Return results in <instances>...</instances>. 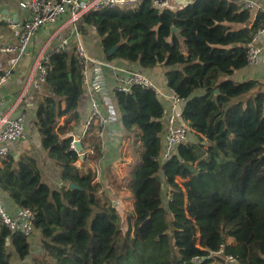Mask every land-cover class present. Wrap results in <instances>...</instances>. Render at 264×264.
<instances>
[{
    "label": "trees",
    "instance_id": "trees-1",
    "mask_svg": "<svg viewBox=\"0 0 264 264\" xmlns=\"http://www.w3.org/2000/svg\"><path fill=\"white\" fill-rule=\"evenodd\" d=\"M78 24L105 59L144 72L163 67L167 86L183 98L182 120L195 132L161 161L162 99L140 86L111 94L110 124L118 121L133 161L127 178L133 223L123 231L101 183L74 164L79 155L63 137L85 94L74 39L51 56L30 127L59 167L61 185L43 181L37 158L18 143L0 157V194L34 212L46 255L40 264H223L226 253L238 264H264V80L231 78L247 66L246 47L264 26V11L254 15L240 0H191L159 11L143 0L134 9L87 12ZM79 120L81 126L86 118ZM96 131L88 128L82 146H93L89 157L104 178ZM176 176L186 180L180 185ZM8 246L22 261L15 264H26L29 236L0 224V264H13ZM220 247L224 253L209 256Z\"/></svg>",
    "mask_w": 264,
    "mask_h": 264
},
{
    "label": "built area",
    "instance_id": "built-area-1",
    "mask_svg": "<svg viewBox=\"0 0 264 264\" xmlns=\"http://www.w3.org/2000/svg\"><path fill=\"white\" fill-rule=\"evenodd\" d=\"M143 0H21L19 8L26 11L27 18L18 23L9 24L15 41L0 43V57L7 55V63L0 74V84L8 80L16 68L22 55H24L35 34L43 27L52 26L51 40L37 54L34 63V70L29 83L34 88H39L44 84L48 63L53 55H61L66 52L67 44L74 39L73 50L75 58L80 66L82 86L89 100V115L85 123L75 134L68 130L63 137H71L70 149L79 155H84V151L92 152L93 146L83 149V138L87 134L90 126L96 125L95 136L99 139V152L104 149L105 137L112 136L110 121L115 114V104L112 101L111 92H129L134 86L151 89L159 98L168 102V107L164 105L163 114L160 120L163 122L164 132L161 135V150L158 158L163 161L168 159L173 150L179 145H188L187 138L189 128L182 120L181 106L183 98L172 88L166 85V91L154 83L146 72L137 68L115 64L99 54H91L83 44L79 31V19L83 14L108 8L134 9ZM151 6L157 10L164 8H183L191 0H150ZM256 4L250 0H243V6L252 9ZM264 33V26L258 28L252 35L246 47V64L256 65L261 53V45L257 37ZM54 41V42H53ZM22 92L18 93L15 106L18 109L13 113L4 111L5 98H0V157L6 155L10 148L24 137L26 129V112L23 108ZM103 104V106H102ZM182 121V122H179ZM179 122V123H178ZM80 140V151H77L75 141ZM34 212L28 207H20L9 210L0 202V224L11 232H19L24 236L33 233ZM224 253L223 247L211 252L209 256ZM198 261V258H195ZM223 264H238L237 258L233 254H224Z\"/></svg>",
    "mask_w": 264,
    "mask_h": 264
},
{
    "label": "rangeland",
    "instance_id": "rangeland-1",
    "mask_svg": "<svg viewBox=\"0 0 264 264\" xmlns=\"http://www.w3.org/2000/svg\"><path fill=\"white\" fill-rule=\"evenodd\" d=\"M82 39L86 48H89L96 54L100 52L96 38L91 37L87 41H85L83 37ZM155 70L159 73L164 72L163 67H157ZM157 86L162 88L159 85ZM85 94L78 100L79 113L76 117L77 121L76 123L74 122L75 124L73 127L69 129L75 134L79 132V128L81 127L78 125L80 121L79 119H81V117L87 118L89 115V100L87 105ZM31 117L32 116L29 115L24 137L18 141V144L21 146L24 145V148L28 146V149L30 150H34V148L38 149L40 153L37 154V162L43 181H45L49 186H60L61 181L59 177V167L56 165L54 159L50 158L47 153H42L41 149L36 147L34 130L30 127ZM59 124H62V120L59 121ZM111 127L112 136L110 138L105 137L106 139L104 141V149L100 151L102 159H104V163H107V166L104 169V178L101 174L100 166L94 163L89 157L88 150L84 151V153H86L84 155L85 158L82 160H75L74 164L80 168L81 172H87L88 170H91V172L94 173V181L101 183L99 191L104 193L110 200L111 207H114V210L118 214V223L122 230L125 231L133 223V204L127 189V178L129 176L128 173L133 162L129 155L131 145H129L130 141L128 139H122L118 121H116ZM191 132L193 134L195 131L193 130ZM121 143L122 147H120ZM175 180L181 185L186 179L176 176ZM29 239L31 241L30 255H28L23 260V262L26 264H40V261L45 258L44 256L46 255H44L45 253L40 246L39 232L37 230H33V233L29 236ZM8 249L12 254L11 262L13 264L22 262L20 261V258L12 246H8Z\"/></svg>",
    "mask_w": 264,
    "mask_h": 264
},
{
    "label": "crops",
    "instance_id": "crops-1",
    "mask_svg": "<svg viewBox=\"0 0 264 264\" xmlns=\"http://www.w3.org/2000/svg\"><path fill=\"white\" fill-rule=\"evenodd\" d=\"M20 1L21 0H0V43H8L15 41V38L13 36L12 30L9 27V24L11 22L20 23L27 18L26 11L19 8ZM175 1L179 2L183 0H175ZM240 1L243 2V0ZM250 1H253L256 4L252 8L254 15L258 11H264V0H250ZM52 28H53L52 26L43 27L35 34V36L33 37L32 41L28 46L27 52L24 55H22L19 62L17 63L12 76L8 80L0 84V98H5L4 111L6 113L13 114L18 109V107L15 106L17 101V95L20 92L24 94L23 108L27 115L26 126L29 119V115L32 116L31 114H33L34 112V106L36 101L42 96L43 93V90H41V88H34L29 83V80L34 70V63L37 54L45 47L46 43L51 40ZM257 41L262 47L261 53L259 55L258 63L256 65H247L239 70L234 71L231 75V78H233L234 80L240 81L247 78L264 80V33L260 34L257 37ZM6 57L7 55H3V58L0 57V73H2L5 66L8 65L7 63L8 60ZM115 64L133 68L129 64H121V63H115ZM155 68L148 70L146 73L154 83L161 86L162 87L161 89L166 91V85L164 83V75L163 73L157 72ZM85 95H86V104L88 105V97L87 94ZM162 101H163V105H166V107H168V102H166L164 99H162ZM111 126L112 124H110V127ZM35 141H36L35 142L36 147L37 148L39 147L42 153H46V151L39 146V143L36 138ZM17 143H15L12 146V149L17 148ZM25 148L32 156H34L35 159L38 156L37 154L40 153V151L36 148H34V150L28 149V146H26ZM0 196L3 198L1 202L5 206H7L9 210L16 209V206L14 205L11 199L1 194Z\"/></svg>",
    "mask_w": 264,
    "mask_h": 264
},
{
    "label": "water",
    "instance_id": "water-1",
    "mask_svg": "<svg viewBox=\"0 0 264 264\" xmlns=\"http://www.w3.org/2000/svg\"><path fill=\"white\" fill-rule=\"evenodd\" d=\"M172 31H174V32H177V28L176 27H172ZM116 49V46H113V47H111L110 49H109V51H108V53L109 54H111V53H113V51ZM215 92L217 93L218 92V90H215ZM75 145H76V149H77V151H80V147H81V143H80V140H76L75 141ZM79 159H83V155L82 154H80L79 155ZM68 188H77V185H75V184H73V183H69V185H68Z\"/></svg>",
    "mask_w": 264,
    "mask_h": 264
}]
</instances>
